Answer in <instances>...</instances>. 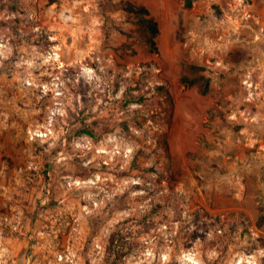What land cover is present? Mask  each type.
<instances>
[{"label":"rangeland","instance_id":"374dc122","mask_svg":"<svg viewBox=\"0 0 264 264\" xmlns=\"http://www.w3.org/2000/svg\"><path fill=\"white\" fill-rule=\"evenodd\" d=\"M242 259L264 264V0H0V264Z\"/></svg>","mask_w":264,"mask_h":264},{"label":"trees","instance_id":"16d2710c","mask_svg":"<svg viewBox=\"0 0 264 264\" xmlns=\"http://www.w3.org/2000/svg\"><path fill=\"white\" fill-rule=\"evenodd\" d=\"M127 9L134 12L137 16V24L139 25L140 37L146 43V45L152 51H158L159 45L157 37L160 33V25L155 16L151 13V10L146 5H138L135 3H130L127 6ZM188 67L191 69V73H185L182 75L181 80L185 85H195L199 84L204 93L210 91L211 78L200 71L204 69L203 66H200L195 63L188 64ZM164 88V86H161ZM88 104H86L87 106ZM83 133H88L92 136L95 135L94 129L84 128L81 130ZM119 237H112L111 244L117 245L119 243Z\"/></svg>","mask_w":264,"mask_h":264},{"label":"bare ground","instance_id":"6f19581e","mask_svg":"<svg viewBox=\"0 0 264 264\" xmlns=\"http://www.w3.org/2000/svg\"><path fill=\"white\" fill-rule=\"evenodd\" d=\"M243 263V259L241 260V264Z\"/></svg>","mask_w":264,"mask_h":264}]
</instances>
